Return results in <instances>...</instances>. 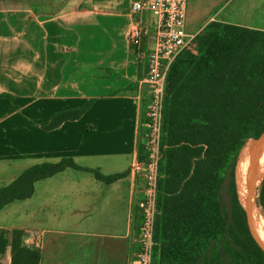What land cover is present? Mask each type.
I'll return each instance as SVG.
<instances>
[{"label": "crops", "instance_id": "obj_1", "mask_svg": "<svg viewBox=\"0 0 264 264\" xmlns=\"http://www.w3.org/2000/svg\"><path fill=\"white\" fill-rule=\"evenodd\" d=\"M138 1L0 0V189L64 158L92 156L80 166L107 177L127 173L106 184L69 168L37 182L32 198L0 211V264H12L15 230L27 247L40 239V264H135L150 99L129 43ZM195 15L203 25L190 34L212 22L264 31L262 1L189 0ZM90 100L81 120L43 130Z\"/></svg>", "mask_w": 264, "mask_h": 264}, {"label": "trees", "instance_id": "obj_2", "mask_svg": "<svg viewBox=\"0 0 264 264\" xmlns=\"http://www.w3.org/2000/svg\"><path fill=\"white\" fill-rule=\"evenodd\" d=\"M92 104L56 114L44 130L81 120ZM263 135L264 31L212 22L197 48L177 57L168 73L157 264H264V241L251 228L237 187L238 161ZM142 153L144 162L143 144ZM69 168L106 184L127 176L107 177L73 158L37 164L0 189V211L32 198L37 182ZM259 206L264 215V181ZM25 237L14 231L12 264H40L41 252L25 246Z\"/></svg>", "mask_w": 264, "mask_h": 264}, {"label": "built area", "instance_id": "obj_3", "mask_svg": "<svg viewBox=\"0 0 264 264\" xmlns=\"http://www.w3.org/2000/svg\"><path fill=\"white\" fill-rule=\"evenodd\" d=\"M189 0H141L133 4L136 24L129 35L130 46L140 63L144 64V84L149 90V103L144 139V190L138 202L140 210L139 245L135 264H157L156 224L161 217L158 206L160 161L164 136V111L167 97V78L170 68L184 51L195 49L203 30L190 34L187 30ZM149 15V22L145 16ZM41 248L38 238L34 242Z\"/></svg>", "mask_w": 264, "mask_h": 264}, {"label": "bare ground", "instance_id": "obj_4", "mask_svg": "<svg viewBox=\"0 0 264 264\" xmlns=\"http://www.w3.org/2000/svg\"><path fill=\"white\" fill-rule=\"evenodd\" d=\"M244 150L245 151L238 168V178L240 179V181H242V178L244 176L245 160L248 159V162L256 167L248 177L245 195L242 196L241 191L240 195L241 199L248 207L249 219L254 230L264 241V215L260 207L257 205L256 199V184L258 181L264 179V141L255 142V145H253V147L249 145V147Z\"/></svg>", "mask_w": 264, "mask_h": 264}, {"label": "rangeland", "instance_id": "obj_5", "mask_svg": "<svg viewBox=\"0 0 264 264\" xmlns=\"http://www.w3.org/2000/svg\"><path fill=\"white\" fill-rule=\"evenodd\" d=\"M261 1L264 3V0H255V3H258V2H261ZM202 25H203V20H202L201 17H198L196 15L195 16H189V18L187 20V30H188V32H195L196 30L200 29ZM73 110H75V109H73ZM66 111H68V110H66ZM62 112H64V111H62ZM45 126H47V125H45ZM43 130H44V128H43ZM249 145H251L253 147V145H255V142H251L250 144H248L247 147H249ZM79 159H80V161H77L75 159V161L79 165H92V156H90V157H84V158H79ZM239 160H240V158H239ZM48 162H54V161H48ZM27 164H29V163H26V162L21 163V165H27ZM238 164H239V161H238ZM255 167L256 166H253V165L250 164V162H248V159L245 160L244 176L242 178V181H240V179L238 178V166H237V187H238L239 199H240L242 205L245 204V203L241 199V196H240V193H239V187L241 189L240 190L241 191V195L244 196L245 195V192H246V188H247V180H248V177H249L250 173L254 170ZM263 181H264V179L261 180V181H258L257 184H256V199H257V205L258 206L260 205L261 190H262V186H263ZM243 188H244V190H243ZM260 209L262 211V208L261 207H260Z\"/></svg>", "mask_w": 264, "mask_h": 264}, {"label": "water", "instance_id": "obj_6", "mask_svg": "<svg viewBox=\"0 0 264 264\" xmlns=\"http://www.w3.org/2000/svg\"><path fill=\"white\" fill-rule=\"evenodd\" d=\"M264 138V135L262 136V138L260 139V140H258V141H254V142H261L262 141V139ZM243 208H244V211H245V213H246V215H247V218H248V221H249V223H250V226H251V228H252V225H251V222H250V219H249V215H248V207H247V205L246 204H243ZM252 231H253V229H252ZM255 236V235H254ZM258 241V240H257ZM260 244V243H259ZM261 245V244H260ZM262 246V245H261ZM263 247V246H262ZM264 248V247H263Z\"/></svg>", "mask_w": 264, "mask_h": 264}]
</instances>
